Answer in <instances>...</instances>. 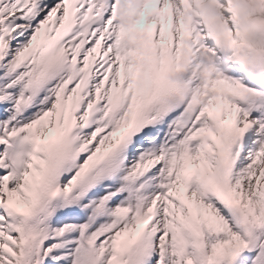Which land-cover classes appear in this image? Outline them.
Returning <instances> with one entry per match:
<instances>
[{
  "label": "snow or ice",
  "instance_id": "snow-or-ice-1",
  "mask_svg": "<svg viewBox=\"0 0 264 264\" xmlns=\"http://www.w3.org/2000/svg\"><path fill=\"white\" fill-rule=\"evenodd\" d=\"M0 264H264V0H0Z\"/></svg>",
  "mask_w": 264,
  "mask_h": 264
}]
</instances>
